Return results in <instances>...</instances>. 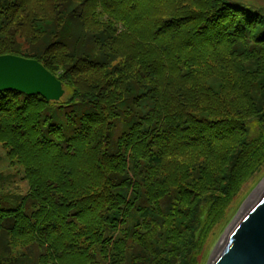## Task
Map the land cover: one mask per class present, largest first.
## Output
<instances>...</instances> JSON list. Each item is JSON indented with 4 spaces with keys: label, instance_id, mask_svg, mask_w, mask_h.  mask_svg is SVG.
Returning <instances> with one entry per match:
<instances>
[{
    "label": "trees",
    "instance_id": "16d2710c",
    "mask_svg": "<svg viewBox=\"0 0 264 264\" xmlns=\"http://www.w3.org/2000/svg\"><path fill=\"white\" fill-rule=\"evenodd\" d=\"M8 54L64 94L0 93V264H195L264 164V9L0 0Z\"/></svg>",
    "mask_w": 264,
    "mask_h": 264
},
{
    "label": "water",
    "instance_id": "95a60500",
    "mask_svg": "<svg viewBox=\"0 0 264 264\" xmlns=\"http://www.w3.org/2000/svg\"><path fill=\"white\" fill-rule=\"evenodd\" d=\"M16 91L59 100L62 82L36 59L0 55V93ZM207 264H264V187L229 230Z\"/></svg>",
    "mask_w": 264,
    "mask_h": 264
},
{
    "label": "rangeland",
    "instance_id": "374dc122",
    "mask_svg": "<svg viewBox=\"0 0 264 264\" xmlns=\"http://www.w3.org/2000/svg\"><path fill=\"white\" fill-rule=\"evenodd\" d=\"M251 3L259 8L264 9V0H242ZM9 167V160L5 149L0 144V173H14ZM15 175V174H14ZM21 176L15 175L16 184L21 188L22 193L25 192L26 183L20 179ZM264 184V164L261 168L248 177L241 185L236 194L223 206L221 212L213 222L205 236L195 264H207L211 255L217 251L222 239L226 236L230 227L236 221L238 216L245 211L253 201L255 195L259 194Z\"/></svg>",
    "mask_w": 264,
    "mask_h": 264
},
{
    "label": "bare ground",
    "instance_id": "6f19581e",
    "mask_svg": "<svg viewBox=\"0 0 264 264\" xmlns=\"http://www.w3.org/2000/svg\"><path fill=\"white\" fill-rule=\"evenodd\" d=\"M263 187H264V184H263ZM263 187H262V188H263ZM262 188L260 189V191L262 190ZM260 191H259V192H260ZM256 196H257V195H255V198H256ZM255 198H254V199H255ZM254 199H253V201H254ZM253 201H251V202H249V203L251 204ZM250 204H249V205H250ZM249 205H248V206H249ZM243 212H245V211L243 210ZM241 214H242V213H241ZM241 214H240V216H241ZM240 216H238V218H239ZM238 218L236 219V221L238 220ZM236 221H235V222H236ZM235 222H234V223H235ZM234 223H233V225H234ZM233 225H232V226H233ZM230 229H231V227H230ZM230 229H229V230H230ZM229 230H228V232H229ZM228 232H227V234H228ZM227 234H226V236L222 239L221 243L219 244V246H218V248H217L218 250H219V248L221 247V245L224 243V240H225V238L227 237Z\"/></svg>",
    "mask_w": 264,
    "mask_h": 264
}]
</instances>
